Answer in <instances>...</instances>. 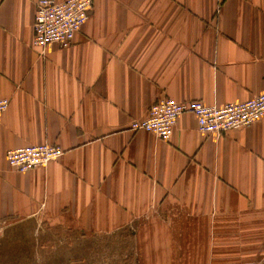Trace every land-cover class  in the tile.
Instances as JSON below:
<instances>
[{
    "label": "crops",
    "instance_id": "obj_1",
    "mask_svg": "<svg viewBox=\"0 0 264 264\" xmlns=\"http://www.w3.org/2000/svg\"><path fill=\"white\" fill-rule=\"evenodd\" d=\"M37 2L0 0V221L130 230L141 264H206L171 248H220L264 216V119L206 134L184 112L168 140L131 128L164 97L263 93L264 0H93L67 48L33 44ZM44 142L63 154L28 171L7 162Z\"/></svg>",
    "mask_w": 264,
    "mask_h": 264
},
{
    "label": "rangeland",
    "instance_id": "obj_2",
    "mask_svg": "<svg viewBox=\"0 0 264 264\" xmlns=\"http://www.w3.org/2000/svg\"><path fill=\"white\" fill-rule=\"evenodd\" d=\"M246 226V231L221 233L220 248L210 242V247L171 248V252L181 257L187 251L190 256L199 252L205 255L206 264H264V216H254ZM218 255L220 261L214 263ZM140 261L135 233L130 230L85 233L38 218L0 221V264H141Z\"/></svg>",
    "mask_w": 264,
    "mask_h": 264
},
{
    "label": "built area",
    "instance_id": "obj_3",
    "mask_svg": "<svg viewBox=\"0 0 264 264\" xmlns=\"http://www.w3.org/2000/svg\"><path fill=\"white\" fill-rule=\"evenodd\" d=\"M92 5L93 0H38L33 44L43 48L53 43L70 47L75 35L89 19ZM9 105L8 98H0V119ZM184 112L193 113L199 130L206 134L246 128L264 119V92L222 106L207 105L201 100L180 102L164 97L150 106L145 118L134 119L131 128L168 140L174 133L178 117ZM62 154L60 145L44 142L9 149L6 159L13 169L28 171L46 166Z\"/></svg>",
    "mask_w": 264,
    "mask_h": 264
}]
</instances>
